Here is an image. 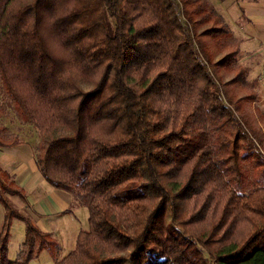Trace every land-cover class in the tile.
I'll use <instances>...</instances> for the list:
<instances>
[{"label": "trees", "instance_id": "trees-1", "mask_svg": "<svg viewBox=\"0 0 264 264\" xmlns=\"http://www.w3.org/2000/svg\"><path fill=\"white\" fill-rule=\"evenodd\" d=\"M204 5L0 0L1 91L35 128L42 175L88 209L78 258L60 259L0 166V264L43 250L52 264H264L260 81L223 17L205 26ZM224 41L236 45L214 59ZM9 131L0 147L21 142ZM14 220L25 232L11 258Z\"/></svg>", "mask_w": 264, "mask_h": 264}, {"label": "crops", "instance_id": "crops-1", "mask_svg": "<svg viewBox=\"0 0 264 264\" xmlns=\"http://www.w3.org/2000/svg\"><path fill=\"white\" fill-rule=\"evenodd\" d=\"M237 10L240 17L238 22H233V29L240 37L242 50L252 56L248 61L255 65L253 70L260 81V94L264 101V0L243 1ZM254 57L256 60L253 61ZM20 141L0 147V166L14 176L17 185L25 192V199L17 196L12 200L20 208L29 206V211L42 230L51 232L56 238L57 232L63 230V237L57 240L61 244V252L70 251L75 247L80 229L88 228V220L84 224L78 217L80 214L88 217V209L74 205L70 192L52 186L39 170L31 140L23 136ZM3 214L4 209L0 204V222Z\"/></svg>", "mask_w": 264, "mask_h": 264}, {"label": "rangeland", "instance_id": "rangeland-1", "mask_svg": "<svg viewBox=\"0 0 264 264\" xmlns=\"http://www.w3.org/2000/svg\"><path fill=\"white\" fill-rule=\"evenodd\" d=\"M246 0H239V2H243ZM203 2L205 3V9L206 11H210L211 12V20H209L205 26L211 24V21H215L217 23H219V15H221L223 17V19L225 20V22L228 23L229 27H231L233 29V27H235V25L233 24V22H238V6H239V2H237V0H203ZM204 9V10H205ZM214 16L217 17V21L214 19ZM234 30V29H233ZM235 38L236 40H239L240 37H238L237 34H235ZM236 41H224V43L222 42L221 45H218V50L217 53L214 56V59L219 58L224 52H226L227 50L234 48V46ZM240 46H241V41H240ZM252 56H248V54L246 53V50L242 51V57L240 58L241 63L240 64H247L249 63L248 60L251 59ZM256 60V57L253 58V61ZM255 68V65H252ZM237 69V65L234 66H230L229 68L226 69H222L220 72L223 76L224 79H229L231 78ZM255 71L252 70V76H255ZM1 85V83H0ZM248 91V89H247ZM243 92H246V89ZM10 97H8L4 92L1 91V87H0V126H8L11 130L9 132L4 133V137L9 139L8 141L10 142L11 140H13V138H17L19 140H21V138H23V136L29 140H31V143H33L34 147L37 143V135L35 131V128L33 125H28L25 124L24 121H22L20 119V116L18 115V113L16 112V110L14 109V107L12 106L11 102H10ZM2 136V134H1ZM17 195H12L9 198H16ZM29 206H25L22 207V209H24L26 212H28L34 219L35 217L32 215V212L29 211ZM80 217V219L83 221V223L85 224L88 220L87 215H81L78 216ZM63 226V224H62ZM65 229V227H63ZM11 231H12V236L9 242V257L13 258L14 255L16 254L17 250H18V244L19 242L24 238V232H25V225L22 221L20 220H15L13 226H11ZM63 230L60 231V233L57 232V238L59 239L61 238L62 235H64V232H62ZM63 237V236H62ZM71 252V250H65L64 252H61L59 255L60 259H70L72 261L76 260L78 258V256H76V253L74 254H69ZM53 263V259L50 255V253L47 250H44L42 254H40V256L35 259V260H31L29 264H52Z\"/></svg>", "mask_w": 264, "mask_h": 264}]
</instances>
